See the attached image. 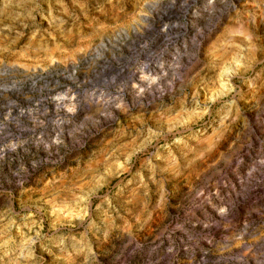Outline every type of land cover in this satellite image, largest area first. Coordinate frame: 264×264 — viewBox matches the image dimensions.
<instances>
[{"label":"rangeland","instance_id":"obj_1","mask_svg":"<svg viewBox=\"0 0 264 264\" xmlns=\"http://www.w3.org/2000/svg\"><path fill=\"white\" fill-rule=\"evenodd\" d=\"M0 264H264V0H0Z\"/></svg>","mask_w":264,"mask_h":264}]
</instances>
